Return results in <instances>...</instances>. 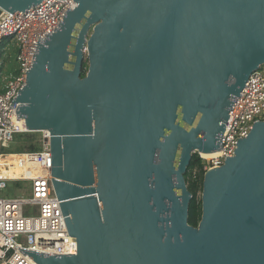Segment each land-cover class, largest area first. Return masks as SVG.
Segmentation results:
<instances>
[{
    "label": "water",
    "instance_id": "obj_1",
    "mask_svg": "<svg viewBox=\"0 0 264 264\" xmlns=\"http://www.w3.org/2000/svg\"><path fill=\"white\" fill-rule=\"evenodd\" d=\"M40 2L0 0V13ZM72 2L9 108L49 133L76 254L17 251L36 264H264V122L203 176L196 228L185 182L193 154L221 152L234 98L264 65V0Z\"/></svg>",
    "mask_w": 264,
    "mask_h": 264
},
{
    "label": "built area",
    "instance_id": "obj_2",
    "mask_svg": "<svg viewBox=\"0 0 264 264\" xmlns=\"http://www.w3.org/2000/svg\"><path fill=\"white\" fill-rule=\"evenodd\" d=\"M72 0H41L37 5L20 12L0 13V45L7 52L16 47L14 74L5 75L0 69V149L12 143L16 135L30 133L24 121L10 109L19 91L25 86L26 75L31 68L33 49L40 38H48L46 32H55L63 21L64 14L72 11ZM229 122L220 138V153L209 160H202L203 176L218 169L228 158L235 155L237 144L246 138L253 125L264 122V71L260 66L248 77L239 96L228 113ZM42 133V145L34 157L27 179L29 194L25 198L0 195V264H36L26 254L17 250L47 255H75L76 242L70 238L59 201L51 183V154L49 133ZM1 156V155H0ZM17 176L0 174V192ZM33 210V214L24 212Z\"/></svg>",
    "mask_w": 264,
    "mask_h": 264
},
{
    "label": "rangeland",
    "instance_id": "obj_3",
    "mask_svg": "<svg viewBox=\"0 0 264 264\" xmlns=\"http://www.w3.org/2000/svg\"><path fill=\"white\" fill-rule=\"evenodd\" d=\"M93 26L89 29L88 36L92 34ZM17 53L16 47L10 49L8 54L15 58ZM87 63V52L85 53ZM85 63V66L87 65ZM15 64V62H14ZM264 71V65L261 66ZM42 145V133H26L14 138L13 142L0 149V174L17 176L18 182H12L6 190H2L0 195L4 197L25 198L29 194V184L27 182L30 176L29 168L34 166L35 159L28 154L36 153ZM35 148V150H30ZM198 158H201L198 153H195ZM202 159V158H201ZM204 160V159H202ZM201 197L200 192L198 193ZM33 214V210L24 208V212Z\"/></svg>",
    "mask_w": 264,
    "mask_h": 264
},
{
    "label": "trees",
    "instance_id": "obj_4",
    "mask_svg": "<svg viewBox=\"0 0 264 264\" xmlns=\"http://www.w3.org/2000/svg\"><path fill=\"white\" fill-rule=\"evenodd\" d=\"M84 73L85 69L83 70V74ZM17 136L19 135H16L15 138ZM30 150H35V148H30ZM185 182L187 190L191 194L187 222L189 226L196 228L201 219V197H199L198 193L200 192L201 194L203 184L202 159L198 158L196 154H193L190 160L187 173L185 175Z\"/></svg>",
    "mask_w": 264,
    "mask_h": 264
},
{
    "label": "crops",
    "instance_id": "obj_5",
    "mask_svg": "<svg viewBox=\"0 0 264 264\" xmlns=\"http://www.w3.org/2000/svg\"><path fill=\"white\" fill-rule=\"evenodd\" d=\"M7 47L5 44L0 45V69L5 75H12L15 72L16 64H14V58L11 54H8ZM3 85L0 83V92L2 91Z\"/></svg>",
    "mask_w": 264,
    "mask_h": 264
},
{
    "label": "bare ground",
    "instance_id": "obj_6",
    "mask_svg": "<svg viewBox=\"0 0 264 264\" xmlns=\"http://www.w3.org/2000/svg\"><path fill=\"white\" fill-rule=\"evenodd\" d=\"M199 155H200V153H199ZM214 156H216V155H214ZM214 156H200L202 159H204V160H209V159H211V158H213ZM7 175V174H6ZM11 178H13V176L14 175H9Z\"/></svg>",
    "mask_w": 264,
    "mask_h": 264
}]
</instances>
